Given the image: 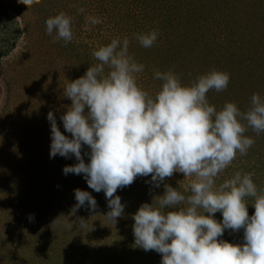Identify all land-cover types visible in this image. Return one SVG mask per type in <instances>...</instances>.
Returning <instances> with one entry per match:
<instances>
[{"label":"clouds","instance_id":"clouds-1","mask_svg":"<svg viewBox=\"0 0 264 264\" xmlns=\"http://www.w3.org/2000/svg\"><path fill=\"white\" fill-rule=\"evenodd\" d=\"M18 2L30 8L40 0ZM100 23V18L88 16L86 30H90L88 25ZM45 24L48 35L55 32L54 41L73 40L72 17L66 13L49 17ZM157 38L156 30L135 34L144 48H151ZM129 43L127 37H117L99 46L92 51L98 63L63 87L71 105L60 119L71 138L61 133L50 111V158L75 157L78 163L65 166L64 175L83 174L89 188L103 191L110 208L103 217L114 225L125 207L114 194L138 176L151 175L156 188L174 173L189 178L183 185L185 192L165 184L164 195L154 197L152 204H142L132 217L135 245L161 254V264H264V193L258 191L253 174L236 172L216 184L237 155H247L254 145L245 132L249 128L257 135L264 132V97L254 93L246 112L234 102L217 110L206 94L225 91L230 75L215 69L190 85H182L172 70H156L154 78L162 85L149 93L137 83V74L145 66L129 54ZM84 145L90 149L85 153L90 159L87 164L82 156ZM74 192L77 203L70 215L86 203L90 211H96L97 202L89 192ZM249 197L255 209L251 216ZM217 212L222 214V222L214 218ZM61 217L53 224L69 231L74 223L80 231L89 228L82 217L63 223ZM241 229L243 244L219 239L225 230Z\"/></svg>","mask_w":264,"mask_h":264},{"label":"rangeland","instance_id":"rangeland-1","mask_svg":"<svg viewBox=\"0 0 264 264\" xmlns=\"http://www.w3.org/2000/svg\"><path fill=\"white\" fill-rule=\"evenodd\" d=\"M200 4L205 7L196 9V15H193L191 21L193 19L202 23L200 16L205 18V21L213 23L214 31L220 30L216 34L207 36L206 29H195L185 39L197 38L198 43L192 48L196 50L199 46L207 47V52L211 55V58L207 60L211 61V67L213 65V69L233 76L229 84L234 82L232 86L228 84L223 92L210 90L206 94L207 98L208 94L217 97L212 100L216 103L218 101V106L221 107L227 97L226 100L236 103L241 112H246L254 93L264 97V69L260 74L261 77L246 78L259 74V71L253 72L256 65L253 64L251 57L261 58L259 54L264 57V37L260 35L264 32V26H258L260 22L257 15L251 16L255 20L252 30L259 33L254 34L252 39H243L251 32L249 26L244 27L242 23L235 25L233 22L239 30L236 35L242 38L232 36L234 38L230 37L231 41L242 39L244 47L249 52L245 54L235 51L234 44H230L229 39L225 37L229 35V28L226 25L223 26L222 19L218 20L221 23L214 22L222 12L217 10H220L219 7L225 9V4H228L230 9L235 8L236 20H250L246 16L243 17L242 10L244 5H252V1L210 0L206 4L204 2ZM6 5L17 13L25 30L17 50L10 58L4 59L0 68V264L7 263L9 257L22 251L28 252L27 254L31 257L29 263L34 264H38L39 259L41 261L43 259V264H136L133 262L136 257L134 249L137 246L133 237H126L125 246L117 253L111 246L115 245L114 241L120 237L117 234L119 230L116 223L124 224V228L126 225L133 226L135 221L131 215L136 213L135 209H139L144 203L152 204L150 198L139 203L150 186L137 187L134 194L132 192L130 194L129 191L127 195H125L126 190L118 189L114 195L121 198V203L125 206L124 213L117 218L115 225L105 224L106 228H100L97 232L96 226L100 227L98 222L102 220L101 217L106 216L110 211L108 200L104 197L103 191L97 193L89 188L85 179L76 177L74 176L76 174L72 173L64 175L65 165L63 164L70 166V158L59 155L50 158L51 128L47 115L50 111L53 112L59 130L70 138V133L65 131L60 117L70 107V99L64 97L63 87L73 78L70 76L72 70L84 68L78 56L92 47L97 49L101 45H107L114 38L127 37L129 40H135V34L148 33L152 30L158 31L156 43L160 48L165 45V36L172 30L168 29L169 15L164 9L150 10L134 0H40L38 4L30 8L19 3L18 0H7ZM208 6H212L216 11L211 14ZM79 8H83L84 12H78ZM119 11L124 13L123 18L118 17L122 16ZM60 12L72 17L74 27L72 28L76 31L73 52H70V42L54 41L55 32L52 35L46 32L45 21ZM192 13L195 14L194 12L190 14ZM88 16L98 17L102 23L88 25L90 30H86ZM246 40H248L247 43ZM56 42L64 44L62 51L64 55H60L54 65L42 64L46 57H42L39 61L38 55L49 56L48 46H50L52 56H56L58 53L54 46ZM190 44L189 41L187 45ZM73 53L74 56H70ZM214 63L217 65L216 68ZM199 67H203L202 64H199ZM140 76L137 81L140 78L143 89L154 94L155 91L145 84L144 75ZM245 78L247 81L244 82L246 86H243L245 89L243 92L239 85ZM151 84L154 85L153 82ZM244 135L253 138L254 145L248 150L247 155H237L232 164L217 177L216 184L219 185L225 179H230L236 172L252 173V179L258 191L264 193V145L260 146V142H256L257 134L252 129L249 128ZM85 153H90L86 145L82 146V154L84 160L90 163L89 156ZM72 158L75 159V157ZM166 179L170 184H177L183 190V185L189 178H185L182 173H174L172 177ZM145 181H148L149 185L152 184L151 178L141 183ZM138 183L134 181L132 185ZM169 183L165 180L160 184L158 190L163 195L164 185ZM76 189L89 192L97 204L99 202L102 204L101 208L97 207L94 213L88 209L86 203L75 215H70L71 208L77 203L74 192ZM246 200L248 213L251 216L255 212L252 206L253 198L249 197ZM98 209L100 210L97 212ZM29 216L33 219L30 220ZM59 217H61V223L66 219L74 222L77 217H82L88 221L89 228L87 231H80L74 223L72 231H69L53 224ZM214 218L217 220L223 217L220 212H217ZM132 228L125 229L128 233H133ZM230 233L234 237L243 239V229L238 232L230 230ZM158 257L162 260L161 256ZM127 258H130V261L125 260ZM119 259H121L120 262ZM131 259L134 261L131 262ZM148 261L150 260L146 259L147 263L143 261L139 264H150ZM158 263L161 264L160 261Z\"/></svg>","mask_w":264,"mask_h":264},{"label":"trees","instance_id":"trees-1","mask_svg":"<svg viewBox=\"0 0 264 264\" xmlns=\"http://www.w3.org/2000/svg\"><path fill=\"white\" fill-rule=\"evenodd\" d=\"M210 0H134V2L138 3L139 5L141 4L142 6L152 10V9H157V10H161L164 9L166 10V14L169 15V21H168V29L171 28L172 30H170L168 32V34L165 36V45H162L160 48L157 45V43H155L151 48H144L142 47L139 42L135 39V40H129V54L132 55L134 57V59L137 61V63L143 64L144 67V72H141L139 74H137V78L140 75H144L143 76V80H145V84L149 87L152 88L155 92L157 90H159L160 86L162 85V81L157 80L154 78V71L158 70L161 72H165L168 70H172L174 71L180 78L182 85H190L198 76L204 75L206 73H208L209 71L213 70V65L211 67V61L207 60L208 58H211V55L207 52L208 48L207 47H201L199 46L196 50H194V46H196V44L198 43L197 38L193 37L192 40L191 39H185L189 34H191L195 29H206L207 32L205 33L208 34L207 36H210V34H216L220 29H217V31H214L213 28H215V26H213V23L211 24L209 21H205V18H200L199 19L202 20L200 23L197 20H193L191 21V18L193 17V15H196V9L202 7H205V5H202L200 3H208ZM225 2L227 0H224ZM253 5L250 6H243V17L246 16L248 19L252 20H242V21H238L235 18V8L229 7L228 4L226 5L225 9H221L219 7L220 10L217 11H222L217 19L214 21L218 24V20L222 19L223 21V26L226 25L229 28V35L225 36L226 38L229 39L230 44H234V48L235 51H241L245 54H247L249 52V50H247L244 47V41L242 39H237V40H232V36H236L238 38H242L240 35H236L239 30L236 29L237 27H235V25H237V23H242V26L247 27L249 26V30L251 31L247 37L243 38V39H252L254 36V34L259 33L258 31H253L252 28L255 25V20L251 18V16L253 15H257L258 20L260 22V24L258 26H264V0H251ZM7 0H0V68L2 63H4V59L5 58H10L14 52L17 50L18 44L20 43V41L23 40L24 37V26L22 24V22L19 21L18 17H17V13L13 12L11 7L6 5ZM143 2V4L141 3ZM112 4V3H111ZM14 7V6H13ZM133 7V6H132ZM131 7V9H132ZM209 7V6H208ZM133 8H138V7H133ZM113 10H116L115 8H112ZM240 9V8H239ZM117 10H119L117 8ZM116 10V11H117ZM209 11L211 12V14H213V12H215L216 10L211 6L209 7ZM120 12V11H119ZM191 12H194L195 14H190ZM108 13H110V9L108 8ZM122 13V12H120ZM249 14V15H248ZM124 13H122V16H118L119 18H123ZM161 16V15H160ZM203 17V16H201ZM156 19V18H155ZM154 19V20H155ZM198 19V18H197ZM233 20V21H232ZM233 22L235 25H233ZM221 23V22H219ZM229 24V26H228ZM73 27V26H72ZM74 28V27H73ZM73 33H75V29H73ZM253 33V35H252ZM260 35L262 37H264V32L260 33ZM232 37V38H230ZM211 39V38H210ZM189 41L191 42L190 45ZM75 38H73V40L70 42V52H73V46H75ZM158 42V41H157ZM160 42V41H159ZM248 42V40H246V43ZM55 48L58 50V53L56 56H52V53L50 52V46L49 47V56H43V55H38V60L40 61L42 57H46V60L42 63L46 66L48 65H54L56 60H59L60 55H64V53L62 52L64 49V44L63 43H55ZM61 48V50H60ZM95 47L90 48L88 51L81 53V55L78 56V58L81 60L80 64L83 62L84 64V68H78L75 70H72V73L70 74L71 77H73L70 81H74L75 79H78L80 77H82L87 69L91 66L94 65L96 63H98V61L92 56V51L95 50ZM42 50V49H41ZM140 55V56H138ZM192 55V57H191ZM61 56V57H62ZM70 56H74L73 54H70ZM77 56V55H76ZM259 57H255L252 56V60H253V64L256 65L255 69H253V72L255 71H259L258 75H251L253 77H246L249 79H257L259 77H261V73L264 71V57L262 55H258ZM79 64V65H80ZM199 64H202L203 67H199ZM215 64V68L217 67L216 63ZM77 65V66H79ZM76 66V67H77ZM263 70V71H262ZM192 72V73H191ZM252 72V71H251ZM252 72V73H253ZM240 75V73H239ZM140 78H142V76H140ZM139 78V80H140ZM242 80L241 84L239 85V88L241 91L245 90L243 89V86H246V84L244 82L247 81V79ZM233 79V76H230V80ZM137 81L138 85L142 87L143 82ZM150 80V82L148 81ZM151 82L154 83V85L151 84ZM234 85V82H232ZM232 83H230L229 85L232 86ZM216 92V91H215ZM245 92V91H243ZM221 96V95H220ZM217 99V97H212L211 95L208 94V101L210 103V105H214L216 107L217 110H220L223 106H218L219 102L217 101L214 102L212 99ZM227 97L225 98L223 105L226 102H229L228 100H226ZM251 102V101H250ZM70 105H71V100H70ZM250 106V104H249ZM248 109L246 108V111ZM87 111V110H86ZM257 140L256 142H260V146L264 145V132L260 133L259 135H256ZM70 138H71V134H70ZM82 156L84 157V155L82 154ZM74 156L70 157V166L75 165L78 161L74 158H72ZM85 161V160H84ZM85 163L87 164V160L85 161ZM63 165L67 166L69 164L64 163ZM76 177H80V178H84V176H77L74 175ZM149 178H151V175L147 176V177H137L135 179V181L138 184H135L134 186L131 184L130 186H126L123 187L124 190H126L125 195H127L130 191L134 194L137 187L140 186H150L149 190L147 191L145 197L141 198V201L139 203H143L144 199L146 198H150L152 200H154V197L157 196H162L163 193L161 191L158 190V188H156L153 184L149 185L147 184L148 181H145L144 183H141V181L143 180H148ZM167 183H169L167 181V179H165ZM170 186H172L173 188H176L178 191H182V193L184 192V189H182V187H180L177 184H170ZM161 186V185H160ZM104 195V193H102ZM106 197V196H104ZM102 197V198H104ZM121 197H123L121 195ZM102 204L99 202L97 204V207L101 208ZM100 209L97 210V212ZM138 208L135 209V211L137 212ZM96 213V211L94 212ZM135 213V212H134ZM134 213H132V217L134 215ZM208 215V214H206ZM102 220H100L98 222V226H96L97 232L100 231V228H106L105 224L108 226V224H111L109 221H107L104 217H101ZM223 218H217V220L219 222H222ZM116 225L118 226L117 230L118 231V235L120 237H117V240L114 241L115 245H112V249L117 253L119 249L123 248L125 246V240L127 239L126 237H133L134 238V233H128L127 230L130 229L131 225H126L127 230L124 228V224H118L116 223ZM133 231V228L132 230ZM126 238V239H125ZM219 239H223L231 244H243L244 243V239H239L238 236L234 237L232 235V233H230V230H225L224 234L222 237H220ZM28 252H21V253H17L15 254L13 257H9V261L5 264H34L32 262L29 263V259H31V257H29V255L27 254ZM125 253V252H122ZM32 254V253H31ZM134 254L136 257H134V260L131 259V262L139 264L143 261L146 262L147 260L150 264H160L158 263L159 261L161 262V259H159L158 256H161V254L157 253L154 250H150V251H144L142 248L138 247L134 249ZM35 255V254H33ZM130 257V256H129ZM139 257V258H138ZM162 257V256H161ZM131 258V257H130ZM129 258V259H130ZM42 259V257H41ZM122 259V258H121ZM121 259H119V262L121 261ZM128 258L125 259L127 261H130ZM138 259V260H137ZM43 261V259H42ZM42 261L39 259L38 264H43ZM28 262V263H27ZM83 262V261H81ZM138 262V263H137ZM123 263V261H122ZM147 263V262H146Z\"/></svg>","mask_w":264,"mask_h":264}]
</instances>
